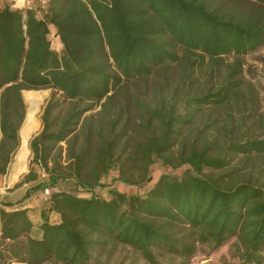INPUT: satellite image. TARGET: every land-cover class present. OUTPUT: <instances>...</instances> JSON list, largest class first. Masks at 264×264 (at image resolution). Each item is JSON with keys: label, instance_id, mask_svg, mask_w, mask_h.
<instances>
[{"label": "trees", "instance_id": "1", "mask_svg": "<svg viewBox=\"0 0 264 264\" xmlns=\"http://www.w3.org/2000/svg\"><path fill=\"white\" fill-rule=\"evenodd\" d=\"M42 7L0 6V180L19 145L22 90H54L41 116L43 129L32 139L40 126L37 90H24L29 112L8 182L27 170L31 150L33 159L14 187L27 184L26 194L0 198V264H107L97 254L113 245L133 249L147 264H174L162 262L164 256L190 264L202 246L215 251L234 238L236 260L230 264H264L263 188L250 180L223 186L212 176L236 157L264 153V138L218 143L215 132L205 140L203 130L185 135L197 112L223 104L240 86L233 80L243 71L240 58L229 65V80L219 91L187 98L185 113L176 111V102L168 113L155 108L159 131L142 140L133 131L121 144L113 130L106 137L84 127L88 111L112 100L110 93L126 82L177 62L178 49L217 58L264 46V0H47ZM52 26L61 51L52 46ZM158 161L189 168L163 173L143 193L95 190L112 170L116 180L146 184ZM32 193L50 206L43 211L41 237L31 234L28 209L16 206ZM49 210L60 214V222L49 220Z\"/></svg>", "mask_w": 264, "mask_h": 264}, {"label": "rangeland", "instance_id": "2", "mask_svg": "<svg viewBox=\"0 0 264 264\" xmlns=\"http://www.w3.org/2000/svg\"><path fill=\"white\" fill-rule=\"evenodd\" d=\"M42 6L41 4L38 8H44ZM50 38L53 48L62 50L63 44L54 29L51 31ZM178 51L180 59L177 62L167 63L159 69V72L126 82L118 91L110 93L114 94L112 100L104 98L94 109L85 114L84 127L91 128L94 134L101 130L106 137H110L112 135L110 132L113 130L121 144L125 142L127 134L133 131H136V136L142 140L144 133L146 135L159 131V119L155 116V108L168 113L166 110H168L169 104L176 102L178 104L176 111L185 113L183 109L185 100L195 95L219 91L229 80V65L240 58L243 62V71L233 78V80H241L240 86L223 104L213 105L197 112L187 125L185 135L193 138L197 131L203 130L202 138L205 140L209 139L212 132H215L218 135V143H224L230 139L244 141L264 138V46L241 57L230 54L213 58L203 57L199 51L186 53L180 49ZM24 90H37L35 105L37 113L40 109L38 116L40 126L32 134V139L43 129L41 116L54 90L52 88ZM24 90H22V97L27 112L29 104L25 99ZM128 102L130 108L127 107ZM57 112L59 110L56 111V114ZM63 115L61 114L58 121L62 119ZM24 120L18 131H20ZM114 122L115 124H113ZM85 134L84 128L79 140L80 145L84 141ZM94 138L96 141L98 137ZM60 145L66 147L65 142ZM17 149L18 147L12 153L7 173L0 180V198L4 201L13 200L8 197V192L13 191L14 187L24 179L30 170V163L33 159L31 150L27 170L15 182L9 183L8 178ZM63 153L66 154L65 151ZM237 158L228 167L214 172L212 176L221 178L223 186H235L241 181L250 180L264 190V153L253 154L242 161ZM50 166H52V162H50ZM188 168V165L173 168L158 161L151 166L152 180L137 186L114 179L118 176V171L112 170L108 176L103 178V185L95 188L99 194L103 193L104 195L108 194L110 188L126 193H143L149 190L163 173L183 174ZM205 172L211 174L209 170ZM43 176H47V174L43 173ZM49 215L51 214L49 213ZM31 234L39 237L35 230ZM235 242V238L231 239L215 251H210L207 246H202L190 264H230L236 260ZM97 255L107 264H147L140 253L123 245L109 246L106 251ZM161 261L175 264L179 262V259L173 260L169 256H164Z\"/></svg>", "mask_w": 264, "mask_h": 264}, {"label": "crops", "instance_id": "3", "mask_svg": "<svg viewBox=\"0 0 264 264\" xmlns=\"http://www.w3.org/2000/svg\"><path fill=\"white\" fill-rule=\"evenodd\" d=\"M46 1L47 0H0V6L1 7L2 6H10L13 9H26V8L36 9L41 4L44 6V3ZM52 27H51V31H52V29H54L55 32H57L56 28L54 26H52ZM58 38H59V36H58ZM55 50H57V49H55ZM57 51H59V50H57ZM18 135H19V131H18ZM26 192H27V184H24L23 186H20V187L14 189L13 191L8 192L9 193L8 197L10 199H13V200L14 199L16 200L17 198L21 199L26 194ZM43 205H45V206H43ZM16 206L28 209L30 218L34 224L31 232L34 233V230H35V231H37V234H39V237H41L42 236L41 225L44 221L43 211H44V209H47L50 207L49 204L46 202V199L42 198L41 195H37V194L35 195V193H32V195L30 197L24 199L23 201H21ZM8 209H10V208H8ZM49 213L51 214V215H49V220L51 222H53V223L60 222L61 217H60L59 213H57L54 210H49ZM9 264H25V263L13 262V263H9Z\"/></svg>", "mask_w": 264, "mask_h": 264}, {"label": "water", "instance_id": "4", "mask_svg": "<svg viewBox=\"0 0 264 264\" xmlns=\"http://www.w3.org/2000/svg\"><path fill=\"white\" fill-rule=\"evenodd\" d=\"M29 109V108H28ZM28 110H27V112H26V117H25V120L27 119V117H28ZM25 120H24V122H25ZM21 130V129H20ZM22 146H23V142H22V140H21V137H20V131H19V146H18V149L15 151V157H16V155L19 153V151H20V149L22 148Z\"/></svg>", "mask_w": 264, "mask_h": 264}, {"label": "built area", "instance_id": "5", "mask_svg": "<svg viewBox=\"0 0 264 264\" xmlns=\"http://www.w3.org/2000/svg\"><path fill=\"white\" fill-rule=\"evenodd\" d=\"M50 193H51V189H50V188H47V189L45 190V195H46V196H49Z\"/></svg>", "mask_w": 264, "mask_h": 264}, {"label": "bare ground", "instance_id": "6", "mask_svg": "<svg viewBox=\"0 0 264 264\" xmlns=\"http://www.w3.org/2000/svg\"><path fill=\"white\" fill-rule=\"evenodd\" d=\"M20 151H21V149H20ZM20 151H19V153L17 154V157H19ZM17 157H16V159H17Z\"/></svg>", "mask_w": 264, "mask_h": 264}]
</instances>
